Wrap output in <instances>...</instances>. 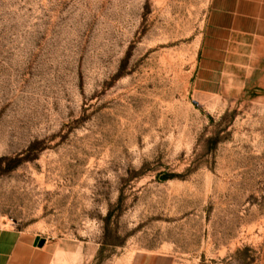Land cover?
<instances>
[{"label":"rangeland","instance_id":"1","mask_svg":"<svg viewBox=\"0 0 264 264\" xmlns=\"http://www.w3.org/2000/svg\"><path fill=\"white\" fill-rule=\"evenodd\" d=\"M209 5L0 0V226L49 264H264V60Z\"/></svg>","mask_w":264,"mask_h":264},{"label":"crops","instance_id":"2","mask_svg":"<svg viewBox=\"0 0 264 264\" xmlns=\"http://www.w3.org/2000/svg\"><path fill=\"white\" fill-rule=\"evenodd\" d=\"M203 44L204 58L219 60L215 67L258 66L264 60V0H210ZM55 253L27 232L0 226V264H49Z\"/></svg>","mask_w":264,"mask_h":264},{"label":"water","instance_id":"3","mask_svg":"<svg viewBox=\"0 0 264 264\" xmlns=\"http://www.w3.org/2000/svg\"><path fill=\"white\" fill-rule=\"evenodd\" d=\"M41 244H42V242H41Z\"/></svg>","mask_w":264,"mask_h":264}]
</instances>
